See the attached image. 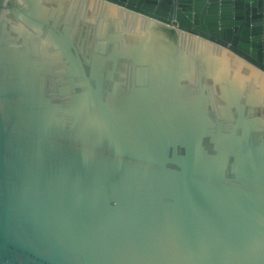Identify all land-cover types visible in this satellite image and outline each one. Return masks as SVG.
Here are the masks:
<instances>
[{
    "label": "water",
    "instance_id": "95a60500",
    "mask_svg": "<svg viewBox=\"0 0 264 264\" xmlns=\"http://www.w3.org/2000/svg\"><path fill=\"white\" fill-rule=\"evenodd\" d=\"M0 264H264V0H0Z\"/></svg>",
    "mask_w": 264,
    "mask_h": 264
}]
</instances>
